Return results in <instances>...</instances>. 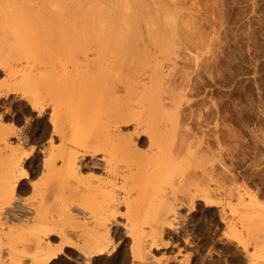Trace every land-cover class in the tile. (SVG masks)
Here are the masks:
<instances>
[{
	"label": "rangeland",
	"instance_id": "obj_1",
	"mask_svg": "<svg viewBox=\"0 0 264 264\" xmlns=\"http://www.w3.org/2000/svg\"><path fill=\"white\" fill-rule=\"evenodd\" d=\"M99 1L0 0V264H264V0Z\"/></svg>",
	"mask_w": 264,
	"mask_h": 264
},
{
	"label": "bare ground",
	"instance_id": "obj_2",
	"mask_svg": "<svg viewBox=\"0 0 264 264\" xmlns=\"http://www.w3.org/2000/svg\"><path fill=\"white\" fill-rule=\"evenodd\" d=\"M99 1V0H98ZM96 2V1H95ZM99 3H100V1H99ZM97 5L98 4H96V8H99V6H100V8H101V6L103 5H99L98 7H97ZM112 5V4H111ZM85 6V5H84ZM87 6H88V4H87ZM86 7V6H85ZM84 7V8H85ZM103 7H104V5H103ZM103 7H102V9H103ZM115 8H117V6H114ZM95 8V9H96ZM100 8L99 9H96L97 10V15H99V16H101V15H103V13H102V11L100 10ZM105 8V7H104ZM107 8H109V7H107ZM87 10V9H86ZM86 10H83V11H85L86 12ZM88 10H89V8H88ZM87 10V11H88ZM82 11V12H83ZM91 12V11H90ZM92 12H93V10H92ZM96 12V11H95ZM109 12V11H108ZM108 12H107V14H108ZM88 13V12H87ZM99 13H101V15L99 14ZM85 14V13H84ZM90 15H91V13H89ZM104 14H106V13H104ZM86 15V14H85ZM93 15V14H92ZM109 15H111V14H109ZM117 15V14H116ZM86 16H89L88 14L86 15ZM105 16V18L107 19L108 18V15H104ZM112 16H114V15H112ZM83 17V16H82ZM93 17H95V16H92L91 18H93ZM89 18V17H88ZM90 18V20L93 22H95V20H93V19H91ZM101 18V17H100ZM100 18H99V20H100ZM105 18H103V20H105ZM111 18H113V17H111ZM115 18V17H114ZM85 19V18H84ZM83 19V20H84ZM95 19H97V17L95 18ZM102 19V18H101ZM82 20V19H81ZM86 20V19H85ZM103 20H100V21H98V19L96 20V23H97V21H98V23H101V21L103 22ZM87 21V20H86ZM86 21H85V23H86ZM106 21V20H105ZM88 23L89 22H87L86 24L88 25ZM97 23V24H98ZM91 24H93V23H91ZM90 25V24H89ZM94 26H97L95 23L93 24ZM93 25H91V26H93ZM93 26V27H94ZM100 26V25H99ZM82 27V26H81ZM90 28V27H89ZM96 28V27H95ZM94 28V29H95ZM14 45H15V43H13ZM19 44V43H18ZM13 45V46H14ZM14 49V48H13ZM15 50V49H14ZM93 50V49H92ZM17 52V51H16ZM73 89V88H72ZM94 104H97V103H94ZM122 111V110H121ZM123 111H125V110H123ZM122 111V112H123ZM127 111H125L124 113H126ZM132 114V113H131ZM126 115H128L127 113H126ZM132 116V115H131ZM169 118H172L173 119V117H172V115L171 116H168ZM115 119H116V117H114ZM169 118H167V119H169ZM121 121L119 120L118 121V118H117V121H118V123L120 122V123H123L124 125L128 122V121H132V123H134L133 125H134V135H136V136H134L133 134L131 135V136H134L135 137V139L134 138H132L131 136H121L120 134H118V132H117V134L118 135H116V134H112V133H110L109 132V134H108V132H107V135H106V137L108 138L107 140L108 141H106V144L105 145H103L102 143H100V142H97L98 140H96V141H93L92 142V145H90L89 144V146L90 147H87V148H85V150L83 149V154H86V155H88V154H90L91 156H93L94 154H96V153H99V152H101L103 155H104V162L107 164V163H109L110 162V160H111V158L113 157V155L114 154H116L118 151H119V153L120 152H122V153H124L125 155H127V157L128 158H130L129 159V161H131L130 163H132V161H133V163H134V166H136V168H138L139 167V163L141 164V162H151V161H153V160H155V154L154 153H152L151 151H152V149H153V146L154 145H156V148L158 147L157 146V144L159 145V143H157V142H159L158 141V137H159V134H158V136H157V134H156V136L157 137H155V132L154 131H152V130H148V129H146V127H148V125H149V120L147 119V118H144V117H130L129 119L128 118H125V119H123V117L121 116ZM174 119H175V116H174ZM174 119H173V122H174ZM166 120V119H165ZM169 120H171V119H169ZM169 120H167V121H169ZM114 122H115V120H114ZM56 123V122H55ZM55 123L53 124V127L55 126ZM113 123V122H112ZM155 123V122H154ZM156 123H158V122H156ZM167 123V122H166ZM56 125H57V123H56ZM116 125V124H115ZM117 125H119V124H117ZM117 125H116V127H114L113 125L111 126L112 128L114 127V128H117ZM121 125V124H120ZM156 125V124H155ZM58 126V125H57ZM56 127V126H55ZM142 127H144V129H141ZM55 129V128H54ZM140 129V130H139ZM154 129V128H153ZM171 129H173V128H171ZM171 129H170V131H171ZM56 130V129H55ZM57 131H58V129H57ZM117 131V130H116ZM56 132V131H55ZM154 132V133H153ZM111 134V135H110ZM122 134V133H121ZM165 134H167V133H165ZM120 135V136H119ZM168 135V134H167ZM164 136V135H163ZM157 138V139H156ZM161 138V137H160ZM134 139V140H133ZM155 140H157L156 141V144H155ZM93 143H95V145H93ZM141 145H147V148H148V152H149V154L148 155H146L145 157H143L141 154H139V151L136 149L138 146H141ZM154 148H155V146H154ZM137 152H138V155H140V156H142V157H139L138 155H137ZM152 153V154H151ZM119 155V154H118ZM121 155V154H120ZM106 157V158H105ZM53 161V160H52ZM158 161V160H157ZM49 162H51V160L49 161ZM50 164H52V163H50ZM49 165V164H48ZM48 165H47V167H48ZM52 166V165H51ZM63 166H64V168L66 169V170H75V157H73L72 155H68L66 158H65V160H64V162H63ZM12 168H13V166H12ZM12 168H10V169H12ZM107 175H108V177H110L111 178V180L110 181H106V182H103L102 181V183H100L98 186V188L97 189H100V188H102V191H104V192H106V194L110 197V199L112 200L111 201V203L112 202H114V201H117L118 200V198H117V193L116 192H118V191H125V182L127 181V179H126V177L125 176H122L121 174H119V171H118V169L117 168H112L111 166H107ZM73 172V171H72ZM25 175V177H26V174H24ZM24 175H22L23 177H24ZM120 179L122 182H123V184L121 183L120 184V186H118V184H117V181H116V179ZM127 183V182H126ZM116 193V194H115ZM99 250H102V249H99ZM52 258L54 257V255H52L51 256ZM50 257V258H51ZM49 258V259H50Z\"/></svg>",
	"mask_w": 264,
	"mask_h": 264
}]
</instances>
